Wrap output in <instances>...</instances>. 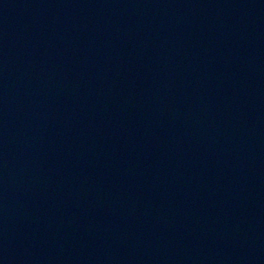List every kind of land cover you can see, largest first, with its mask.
<instances>
[{"label": "water", "instance_id": "obj_1", "mask_svg": "<svg viewBox=\"0 0 264 264\" xmlns=\"http://www.w3.org/2000/svg\"><path fill=\"white\" fill-rule=\"evenodd\" d=\"M0 264H264V0H0Z\"/></svg>", "mask_w": 264, "mask_h": 264}]
</instances>
